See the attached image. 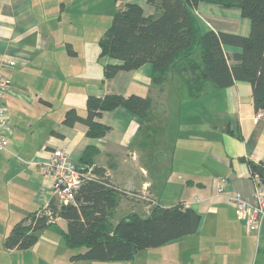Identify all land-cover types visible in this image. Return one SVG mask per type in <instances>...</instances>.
Returning <instances> with one entry per match:
<instances>
[{"label": "crops", "instance_id": "obj_1", "mask_svg": "<svg viewBox=\"0 0 264 264\" xmlns=\"http://www.w3.org/2000/svg\"><path fill=\"white\" fill-rule=\"evenodd\" d=\"M126 3L140 5L146 15L156 10L149 0H0V72L9 81L2 100L8 144L0 150V222H6L1 233L56 199L53 178L42 172L54 148L80 163L85 149L94 147V163L113 183L153 199L121 196L115 220L187 201L200 215L197 231L163 247L194 253V264H264V216L257 245L256 232L247 231L226 198L238 191L253 202L256 183L247 161H264V118L253 121L250 84L235 81L221 89L208 84L191 98L179 81H169L160 92L151 86L150 63L104 78L103 66L118 61L103 56L95 62L98 46L81 36L83 14L92 10L108 21ZM194 14L203 30L249 33L250 22L236 7L200 2ZM223 48L228 54L241 50ZM108 94L151 95L165 100L160 110H166L149 126L123 106L104 110L94 119L110 130L100 137L87 135L85 123L62 121L72 107L85 116L88 95ZM220 176L228 180L225 194L216 191ZM57 222L64 230L66 221ZM199 247V253L192 251Z\"/></svg>", "mask_w": 264, "mask_h": 264}, {"label": "trees", "instance_id": "obj_2", "mask_svg": "<svg viewBox=\"0 0 264 264\" xmlns=\"http://www.w3.org/2000/svg\"><path fill=\"white\" fill-rule=\"evenodd\" d=\"M149 2L156 9L151 15L144 14L136 3L117 8L110 25L101 34L98 57L108 56L118 61L103 66L104 78L150 63L154 89L163 92L169 81L177 80L191 98H197L208 84L212 89H221L235 81L247 82L255 112H264V0ZM200 2L238 8L241 16L250 22L249 33L203 30L194 14ZM225 44L241 50L228 54L223 48ZM230 59L234 62L230 63ZM163 104L160 98L151 95H88L85 116L72 107L64 112L62 121L68 125L85 123L87 135L100 137L110 130L108 125L94 119L102 111L123 106L141 117L142 125L149 126L165 113L166 109L160 110ZM95 152L94 147H87L77 163L91 167L92 176L82 181L73 203L60 204L54 199L28 212L11 226L3 241L4 248L31 247L38 239V231L54 223L50 216L66 221L62 231L65 246L83 248L72 254L71 260H128L144 248L159 247L197 231L200 215L184 203L153 205L147 214L131 211L115 220L121 196L137 202L144 200L125 194L122 186L113 183L106 169L94 163ZM247 163L250 177L258 176L264 182V161Z\"/></svg>", "mask_w": 264, "mask_h": 264}, {"label": "rangeland", "instance_id": "obj_3", "mask_svg": "<svg viewBox=\"0 0 264 264\" xmlns=\"http://www.w3.org/2000/svg\"><path fill=\"white\" fill-rule=\"evenodd\" d=\"M115 11L116 9L109 14L110 19L108 21H105V18L102 16L98 18L97 15L93 14L92 10H88L83 14V18L86 20L83 22L80 32L82 33V39L85 38L84 40H88L89 42H87L89 44L93 41L95 42V46H98L96 48L95 62L96 60H100L98 57L99 38L104 30L110 25ZM207 97H209V95L205 96L203 99ZM203 99L200 101L203 102ZM59 223L60 222L52 223L43 231H38L37 241L25 250H10L4 248L3 241L7 233H1L2 231H0V264H194L193 262L197 258L194 253H188L189 251L184 253L183 250L175 249L174 246L163 247L162 245L159 247L144 248L136 252L132 259L128 260H71L70 256L77 251L83 250V248L78 247L76 249H70L65 246L62 239L63 229L60 227L61 225ZM0 224V228H4L6 225L5 220H1ZM258 244L259 240L257 239V245ZM199 250L200 247L192 251L199 253Z\"/></svg>", "mask_w": 264, "mask_h": 264}, {"label": "built area", "instance_id": "obj_4", "mask_svg": "<svg viewBox=\"0 0 264 264\" xmlns=\"http://www.w3.org/2000/svg\"><path fill=\"white\" fill-rule=\"evenodd\" d=\"M9 89L8 79L0 72V150H4L8 144L7 136L2 126L5 124L6 111L2 103L3 96ZM260 118H264V112L258 110L255 112L253 121L256 122ZM44 174H48L53 178L52 190L56 195V199L60 204L73 203L75 194L80 188L82 181L92 176L91 167L78 165L69 155V153L60 148H54L46 160L42 163ZM87 167V168H86ZM256 187L253 194V202L240 192L235 191L226 194V198L233 204L235 215L243 221L247 231H255L258 239L260 224L264 216V182L258 176L254 178ZM227 178L220 176L216 181L217 194L226 192ZM124 193L144 201L152 202L147 193H136L128 189L122 188ZM194 200H198L194 197ZM185 207H189V202H184ZM56 218L50 216V221L56 222Z\"/></svg>", "mask_w": 264, "mask_h": 264}]
</instances>
